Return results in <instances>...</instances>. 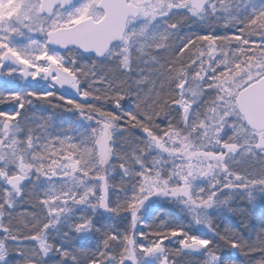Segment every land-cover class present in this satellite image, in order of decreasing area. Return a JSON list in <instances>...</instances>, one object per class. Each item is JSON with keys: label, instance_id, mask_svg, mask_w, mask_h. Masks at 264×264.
Masks as SVG:
<instances>
[{"label": "snow or ice", "instance_id": "1", "mask_svg": "<svg viewBox=\"0 0 264 264\" xmlns=\"http://www.w3.org/2000/svg\"><path fill=\"white\" fill-rule=\"evenodd\" d=\"M0 89V264H264V0H0Z\"/></svg>", "mask_w": 264, "mask_h": 264}, {"label": "rangeland", "instance_id": "2", "mask_svg": "<svg viewBox=\"0 0 264 264\" xmlns=\"http://www.w3.org/2000/svg\"><path fill=\"white\" fill-rule=\"evenodd\" d=\"M220 31H224L223 29H220ZM0 109H2V110H8V111H10L11 110V105H6L5 107L4 106H2V107H0ZM39 109H37V111H38ZM262 202H264V197H259L258 196V198H257V207L255 208V213L253 214V215H249L248 217H247V219H248V221H252L253 219H255V218H259V220H260V223H261V208H260V205H261V203ZM235 203L236 204H243V203H246V201H244L243 200V198H239V199H236L235 200ZM224 220H228L229 222H231L232 223V221L233 222H235V221H240V218L239 217H236V216H228L227 214H225V217H224V219H223V222H224ZM247 222V221H246ZM247 223H249V222H247ZM252 223V222H251ZM259 223V224H260ZM240 224V223H239ZM255 227V229L258 231L259 230V225H257V226H254Z\"/></svg>", "mask_w": 264, "mask_h": 264}, {"label": "trees", "instance_id": "3", "mask_svg": "<svg viewBox=\"0 0 264 264\" xmlns=\"http://www.w3.org/2000/svg\"><path fill=\"white\" fill-rule=\"evenodd\" d=\"M2 106H6V105H0V107H2ZM75 119V117H73L71 114H69V113H62L58 118H57V120H56V124H65V123H67V122H69V121H72V120H74ZM57 130H59V129H57ZM247 222H249L248 224L250 225V226H257V225H259L260 226V221L257 219V220H252L251 222L250 221H248V219H247ZM224 224H227V225H229V226H233V227H235V226H238L239 225V223H240V221H235V222H233L232 221V223L231 222H229L228 220H224V222H223Z\"/></svg>", "mask_w": 264, "mask_h": 264}]
</instances>
